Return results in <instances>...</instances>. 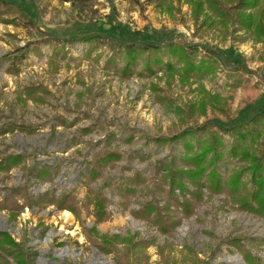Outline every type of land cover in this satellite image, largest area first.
Here are the masks:
<instances>
[{
	"label": "rangeland",
	"instance_id": "rangeland-1",
	"mask_svg": "<svg viewBox=\"0 0 264 264\" xmlns=\"http://www.w3.org/2000/svg\"><path fill=\"white\" fill-rule=\"evenodd\" d=\"M6 1L21 7L34 26L0 24V133L16 128L0 136V156H26L25 168L0 173V201L9 197L24 204L10 195L11 190L23 189L36 198L70 193L83 201L93 159L113 150L123 156L113 170L103 171L104 177L90 185L112 201L113 220L97 225V233L91 231L94 218L86 219L83 213L82 223L73 216L72 224H65L59 217L64 211L53 206L39 210L28 204L16 221L9 219L8 212H0V231L8 232L20 245L29 264H240L237 256L245 264L240 252L229 246L236 236L264 261V222L226 206L224 196L201 205L170 235H162L157 227L131 215L130 209H141L135 200L166 202L157 192L161 163L183 149L179 142L160 146L153 140L170 139L184 128L174 108L151 90L152 84L166 89L164 81L134 77L122 82L103 69L114 50L130 42L145 46L181 41L187 46L200 44L204 50L216 48L222 54L221 70L204 85L219 97L224 112L209 108L206 116L197 115L190 126L210 123L216 129L230 128L264 109V45L244 33L226 39L218 31L197 35L187 6L183 16L173 21L156 12L147 0H93L86 5L59 0ZM96 35L102 38L101 48L91 57H87V44L69 43ZM53 39L68 42L69 50L65 59L54 64L50 62L53 48L44 45ZM36 44L40 49L35 53ZM98 54L103 56L100 62L95 59ZM17 56L29 57L19 74L9 71L7 59ZM167 92L173 106L200 101L178 82ZM20 126L36 131L22 132ZM111 134L116 139L109 142ZM129 136L134 137L131 142ZM225 140L231 143L228 136ZM44 167L53 172L58 169L53 183H38L33 177L35 170ZM135 174L148 184L131 199L130 209H123L115 189ZM114 236L132 245L120 240L110 254L96 247L103 244L101 237L112 240ZM0 255L15 264L5 252L0 250Z\"/></svg>",
	"mask_w": 264,
	"mask_h": 264
},
{
	"label": "trees",
	"instance_id": "trees-1",
	"mask_svg": "<svg viewBox=\"0 0 264 264\" xmlns=\"http://www.w3.org/2000/svg\"><path fill=\"white\" fill-rule=\"evenodd\" d=\"M61 3H80L86 5L93 0H59ZM139 3V2H136ZM148 5H154L156 12L176 21L183 16V7L187 6L195 33L210 34L218 31L224 39L228 36L244 33L256 44L264 45V0H147ZM0 24L14 27H30L34 23L24 14L21 7L13 2L0 0ZM101 36H91L72 40L69 43L87 44L91 57L95 50L100 49ZM66 41L53 39L44 43L54 50L50 62L56 63L65 59L69 52ZM39 44L33 48L39 52ZM204 51L205 55L200 56ZM102 55L95 56L100 62ZM29 57H14L10 62L9 70L17 74L21 71L23 62ZM222 54L216 48L204 50L200 44L185 45L181 41L168 44H148L145 46L130 42L118 47L104 64L106 74H113L122 82L134 77L140 79L156 78L164 81L166 89L158 84H152L151 90L155 95H162L174 108L178 116L179 126L184 130L170 139L155 138L153 142L160 146L179 142L183 152L178 156L161 163L162 173L157 180V192L166 198L161 205L155 200L140 202V210L130 209L131 199L137 197L147 186V180L140 174L126 179L116 187L115 192L121 198L119 205L123 209H130L136 219L157 227L162 235H170L182 225L184 219H190L197 209L212 201L215 197L224 196L223 203L232 209L248 213L264 222V109L253 113L250 119L230 128H215L206 123L202 126H190V122L197 115L206 116L209 108L224 112L220 107L218 96L212 95L205 87L204 81L213 78L221 70ZM162 74L158 76V74ZM180 88H190L199 96L197 103L173 106V101L167 91H172L176 83ZM238 86L239 84H235ZM160 100V97H158ZM15 127L1 132L0 136L14 132ZM22 132L33 134L35 129L27 130L20 126ZM231 139L228 144L225 137ZM134 137L129 136L127 141ZM116 139L111 134L109 142ZM126 141V140H125ZM24 154L0 156V173L10 174L14 169L25 168ZM123 156L117 151H109L93 159V164L85 182L87 193L84 200L75 195L64 193L58 198L49 194L38 198L28 193V190H11L10 195L22 199L19 204L7 197L0 201V212H8L9 219L16 221L28 204L39 210L51 206L58 211L70 212L78 222L82 223V215L86 219L94 218L95 226L91 229L97 233V225L113 220L110 210L112 201L90 189V185L97 183L104 177L103 171L113 170ZM222 166L226 167L223 171ZM58 169L53 172L51 167L35 170L33 177L38 183L50 182L58 177ZM140 188V190H138ZM138 190V191H137ZM103 238V244L96 247L104 253L110 254V249L120 240L132 245L128 239L114 236L111 239ZM264 243V242H263ZM229 246L240 252L245 264H264V261L253 256L245 248L243 238L233 237ZM0 250L12 258L15 264H29L28 257L20 245L6 231H0ZM0 264H13L0 255Z\"/></svg>",
	"mask_w": 264,
	"mask_h": 264
},
{
	"label": "bare ground",
	"instance_id": "bare-ground-1",
	"mask_svg": "<svg viewBox=\"0 0 264 264\" xmlns=\"http://www.w3.org/2000/svg\"><path fill=\"white\" fill-rule=\"evenodd\" d=\"M59 217H60V219L62 221H64L65 224H72V222L74 220L73 215L70 212H68V211L61 212L60 215H59ZM72 234L75 235V232H72ZM235 260L238 263L243 264L242 259L239 256H237L235 258Z\"/></svg>",
	"mask_w": 264,
	"mask_h": 264
},
{
	"label": "crops",
	"instance_id": "crops-1",
	"mask_svg": "<svg viewBox=\"0 0 264 264\" xmlns=\"http://www.w3.org/2000/svg\"><path fill=\"white\" fill-rule=\"evenodd\" d=\"M2 26H3V25H2ZM13 58H14V57H13ZM13 58H11V59H10L9 57H7V59H9V60H10V62H11V60H12Z\"/></svg>",
	"mask_w": 264,
	"mask_h": 264
}]
</instances>
